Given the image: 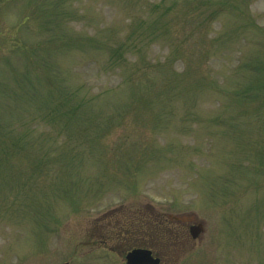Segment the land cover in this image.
I'll return each mask as SVG.
<instances>
[{
    "label": "rangeland",
    "instance_id": "rangeland-1",
    "mask_svg": "<svg viewBox=\"0 0 264 264\" xmlns=\"http://www.w3.org/2000/svg\"><path fill=\"white\" fill-rule=\"evenodd\" d=\"M193 222L171 264H264V0H0V264Z\"/></svg>",
    "mask_w": 264,
    "mask_h": 264
},
{
    "label": "flooded vegetation",
    "instance_id": "flooded-vegetation-1",
    "mask_svg": "<svg viewBox=\"0 0 264 264\" xmlns=\"http://www.w3.org/2000/svg\"><path fill=\"white\" fill-rule=\"evenodd\" d=\"M168 219L170 220H173L171 216H168ZM175 219V218H174ZM195 223V222H194ZM194 223H191L188 225V229H187V232L185 231V228L184 226H182V228L178 229V231L176 232H172L169 233L171 234V241L168 242V245H173L171 250L169 249V252L166 253L163 249H160V250H156L154 248V245H153V242H130V240L126 239V236L125 237H120V235L122 234H126L129 229L123 231L121 234H116L117 235V238L120 239L119 243H121L120 245H126V244H131L130 246V249L133 248V247H143V248H146V249H149L151 251V254L154 258H158V264H164L165 261H167L169 264H171L174 259H175V251H174V245L176 244V242L180 241V240H183V241H186L188 237H190V232H189V227L194 224ZM170 232V231H169ZM191 238V237H190ZM189 239V238H188ZM137 241V240H135ZM92 242H99L100 244H102V246L104 247H107V246H110L112 247L111 243L108 241L107 237L105 238H99L97 241L96 240H92ZM129 249L126 248V252L128 251Z\"/></svg>",
    "mask_w": 264,
    "mask_h": 264
},
{
    "label": "water",
    "instance_id": "water-1",
    "mask_svg": "<svg viewBox=\"0 0 264 264\" xmlns=\"http://www.w3.org/2000/svg\"><path fill=\"white\" fill-rule=\"evenodd\" d=\"M203 230L201 223L193 225L190 227V233L193 238ZM127 264H157L158 258H154L151 252L147 249L135 248L126 254Z\"/></svg>",
    "mask_w": 264,
    "mask_h": 264
}]
</instances>
